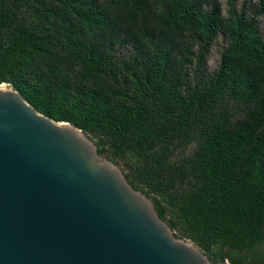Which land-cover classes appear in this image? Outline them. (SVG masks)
Returning <instances> with one entry per match:
<instances>
[{
    "label": "trees",
    "instance_id": "16d2710c",
    "mask_svg": "<svg viewBox=\"0 0 264 264\" xmlns=\"http://www.w3.org/2000/svg\"><path fill=\"white\" fill-rule=\"evenodd\" d=\"M0 0V85L132 167L179 238L264 264V0ZM217 70L205 66L218 36ZM194 146L192 154L178 153Z\"/></svg>",
    "mask_w": 264,
    "mask_h": 264
},
{
    "label": "water",
    "instance_id": "95a60500",
    "mask_svg": "<svg viewBox=\"0 0 264 264\" xmlns=\"http://www.w3.org/2000/svg\"><path fill=\"white\" fill-rule=\"evenodd\" d=\"M0 264L214 263L94 140L0 85Z\"/></svg>",
    "mask_w": 264,
    "mask_h": 264
},
{
    "label": "rangeland",
    "instance_id": "374dc122",
    "mask_svg": "<svg viewBox=\"0 0 264 264\" xmlns=\"http://www.w3.org/2000/svg\"><path fill=\"white\" fill-rule=\"evenodd\" d=\"M218 1L223 8L224 14H227V10L229 8L228 0H218ZM257 2L258 0H248V6L253 8V6L256 5ZM258 26L259 29L264 33V14L259 17ZM227 44H228L227 40L222 35L218 36L217 39L214 41L210 53L208 54L207 64L205 66L207 77L213 74L217 70L218 65L221 61V52L227 47ZM193 150H194V146L192 145L189 148H187L185 151L178 153L177 159L179 160L183 158L185 159L190 154H192ZM120 167L122 168L125 174L132 175V167L130 165L120 164ZM262 253H264V246L254 251V255L262 254ZM239 257L240 259H242V261H245V264L253 263L252 253H245L240 255Z\"/></svg>",
    "mask_w": 264,
    "mask_h": 264
}]
</instances>
